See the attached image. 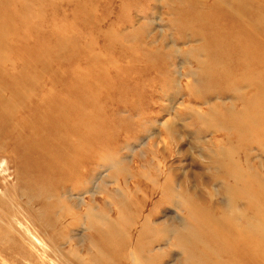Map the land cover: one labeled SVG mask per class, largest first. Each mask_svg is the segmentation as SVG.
<instances>
[{
	"label": "rangeland",
	"instance_id": "1",
	"mask_svg": "<svg viewBox=\"0 0 264 264\" xmlns=\"http://www.w3.org/2000/svg\"><path fill=\"white\" fill-rule=\"evenodd\" d=\"M235 172L264 194V0H0V264H264Z\"/></svg>",
	"mask_w": 264,
	"mask_h": 264
},
{
	"label": "bare ground",
	"instance_id": "2",
	"mask_svg": "<svg viewBox=\"0 0 264 264\" xmlns=\"http://www.w3.org/2000/svg\"><path fill=\"white\" fill-rule=\"evenodd\" d=\"M238 68L241 69L242 67L240 65H238ZM251 111H255V109L251 108ZM236 147H232L230 144H228L226 147H225V150L229 153L233 150H235ZM228 172V171H227ZM226 174V172H225ZM235 179L232 181L229 189L231 190V192L233 194L232 195V200H233V203H239L242 201V199H245L249 202L253 201L255 198H258L259 199V206L264 209V194L262 193H259L260 189H255L256 190V193L258 194H255V192L251 193L248 189L249 188H252V185H248V182L244 179L242 173L240 174L239 172H235ZM241 175H242V178H241ZM254 190V191H255ZM209 227V226H208Z\"/></svg>",
	"mask_w": 264,
	"mask_h": 264
}]
</instances>
